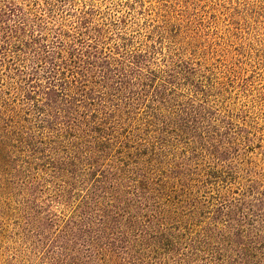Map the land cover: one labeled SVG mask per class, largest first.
Segmentation results:
<instances>
[{
	"label": "trees",
	"instance_id": "16d2710c",
	"mask_svg": "<svg viewBox=\"0 0 264 264\" xmlns=\"http://www.w3.org/2000/svg\"><path fill=\"white\" fill-rule=\"evenodd\" d=\"M47 5L40 14L14 0H0V43L10 48V38L19 39L16 50L21 54L14 58L28 62L18 69L19 94L38 112L35 127L66 136L55 140L57 150L48 170L31 173L23 185L30 223L44 240L51 264H249L258 253L261 259L264 227L253 233L246 224L262 210V192L249 185L238 190L240 197L225 200L216 187L217 204L210 216L197 230L185 226L180 231L183 224L170 199L160 198L157 191V186L164 191L167 182L154 181L161 149L106 124L118 112L128 123L137 119L148 93L162 105L170 103L173 94L164 83L155 84L154 73H143L141 55L121 60L82 38L91 32L86 11L69 13L78 32L65 41L61 26L51 21L54 6ZM6 59L13 60L4 55L0 65ZM182 64L180 75L188 81L192 67L188 61ZM65 65L70 80L62 78ZM184 102L185 108L173 118H154L160 126L154 141L162 143L167 133L187 132L213 160L215 172L224 167L232 171L229 142L211 111L193 97ZM30 125L0 130L28 143L34 135ZM173 177L172 183L186 179ZM193 221L187 217L183 222Z\"/></svg>",
	"mask_w": 264,
	"mask_h": 264
},
{
	"label": "rangeland",
	"instance_id": "374dc122",
	"mask_svg": "<svg viewBox=\"0 0 264 264\" xmlns=\"http://www.w3.org/2000/svg\"><path fill=\"white\" fill-rule=\"evenodd\" d=\"M14 2L40 14L51 6L47 3L53 4L55 17L51 21L57 28L61 26L65 41L78 32L69 13L88 12L86 25L91 32L82 38L97 49L112 51L121 60V56L141 55L143 73H154L155 84L164 83L173 94L172 101L162 105L148 93L137 112L139 118L128 123L126 115L118 112L106 124H114L117 132L137 135L142 144L154 142L161 149L154 181L167 182L164 191L158 186L157 191L160 198L170 199L183 224L180 231L190 226L193 232L210 216L217 204L216 187L223 191L225 200L240 197L238 190L249 185L264 196V0ZM10 39L14 43L10 48L0 43V59L4 55L13 59H6L10 65L6 60L0 65V127L12 131L31 124L34 135L28 143H20L15 133L6 135L0 130V264H51L44 240L30 223L23 185L31 173L41 175L48 170L57 150L55 140H66V136L35 127L38 112L19 94L18 69L28 62L14 58L21 54L16 50L19 39ZM185 61L193 70L187 74L188 81L180 75ZM64 67L62 78L70 80V67ZM186 97H193L211 111L217 129L229 142L232 171L224 167L215 172L213 160L187 132L167 133L162 143L154 141L160 127L155 126L154 118H173L185 108ZM181 175L184 182L172 183L173 176ZM203 179L207 181L201 183ZM262 204L252 224H246L253 233L264 227ZM187 217L194 218V225L184 224ZM249 264H264V255L260 259L258 253Z\"/></svg>",
	"mask_w": 264,
	"mask_h": 264
}]
</instances>
